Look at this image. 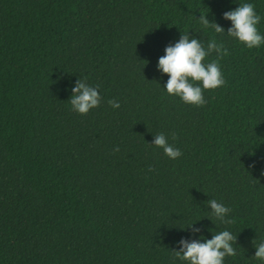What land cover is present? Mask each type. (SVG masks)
<instances>
[{
    "label": "trees",
    "instance_id": "16d2710c",
    "mask_svg": "<svg viewBox=\"0 0 264 264\" xmlns=\"http://www.w3.org/2000/svg\"><path fill=\"white\" fill-rule=\"evenodd\" d=\"M243 3L264 36V0H0V264H188L182 238L224 230L237 235L224 264H264V44L223 19ZM181 34L228 51L202 106L157 69ZM77 80L101 97L86 115L70 104ZM159 133L180 157L151 144Z\"/></svg>",
    "mask_w": 264,
    "mask_h": 264
},
{
    "label": "clouds",
    "instance_id": "9594fccd",
    "mask_svg": "<svg viewBox=\"0 0 264 264\" xmlns=\"http://www.w3.org/2000/svg\"><path fill=\"white\" fill-rule=\"evenodd\" d=\"M205 17L206 15H200L198 19L204 28L210 26L218 34L225 33L223 27L210 22ZM223 19L231 21L227 35L236 38L248 49L258 48L264 44V36L257 29L261 17L255 12L252 3H243L234 10L224 12ZM213 52L216 53L217 59L205 63L206 57ZM226 55H228L227 49L214 39L210 40L205 48L199 39L190 38L189 34H181L178 42L165 47L164 55L158 59L157 69L168 76L164 88L169 95L179 97L186 104L202 106L205 104L204 90L216 89L226 83L218 62ZM71 92V107L81 115H86L89 110L100 105L101 97L97 89L81 80L76 81ZM108 103L113 108L120 106L117 101L109 100ZM172 138H176L174 133ZM151 144L163 149L164 154L170 159H176L182 155L178 148L168 143V138L163 133L157 134ZM114 151H119V148ZM208 204L216 219L225 224L234 223V220L226 219L231 212L230 208L218 203L215 199L209 200ZM194 223L188 227L193 235L201 231L200 228L193 227ZM236 239L237 235L224 230L203 242L182 238L178 242L179 250L172 251L176 258L187 261L188 264H224L226 256L237 255L234 247ZM254 257L264 261V242L255 247Z\"/></svg>",
    "mask_w": 264,
    "mask_h": 264
}]
</instances>
